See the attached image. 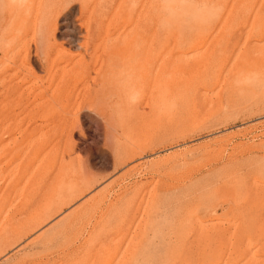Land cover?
<instances>
[{
    "label": "rangeland",
    "instance_id": "1",
    "mask_svg": "<svg viewBox=\"0 0 264 264\" xmlns=\"http://www.w3.org/2000/svg\"><path fill=\"white\" fill-rule=\"evenodd\" d=\"M3 198L0 264H264V0H0Z\"/></svg>",
    "mask_w": 264,
    "mask_h": 264
},
{
    "label": "bare ground",
    "instance_id": "2",
    "mask_svg": "<svg viewBox=\"0 0 264 264\" xmlns=\"http://www.w3.org/2000/svg\"><path fill=\"white\" fill-rule=\"evenodd\" d=\"M91 14H92V13H91ZM106 43H107V42H106ZM142 55H143V54H142ZM143 57H144V56H143ZM143 57H142V58H143ZM122 58H123V57H122ZM122 58H121V59H122ZM144 58H145V57H144ZM123 60H124V59H122V62H123ZM140 60H141V59H140ZM144 60H147V59H144ZM147 61H148V60H147ZM116 62H117V58L113 60V63L116 64ZM126 62H127V61H126ZM138 62H139V61H138ZM139 63H140L141 65H143V66H141V65L139 64V65H140V69H142V68L146 65V64H145V65L142 64L143 61H142V62L140 61ZM144 63H146V62H144ZM153 63H154V62L152 61V64H153ZM135 64L137 65L138 63L136 62ZM136 65H135V68H136L137 66H139V65H137V66H136ZM149 65H150V64H149ZM154 65H155V64H154ZM154 65H150V67H151V66H154ZM156 65H157V64H156ZM160 65H161V64H160ZM160 65H159V66H160ZM146 66H147V65H146ZM159 66H158V68H160ZM133 67H134V66H133ZM150 67H149V69H153V67H152V68H150ZM129 68H130V67H129ZM138 68H139V67H138ZM144 68H145V70H148V68H147V69H146V67H144ZM134 70H135V69H134ZM134 70H133V72H134ZM143 70H144V69H143ZM137 71L140 73L142 70L139 71V69H138V70H136L135 72H137ZM110 73H111V74H109V77L111 78V82H112V79H113L114 76H112V75H113V72H110ZM133 74H135V73H133ZM144 74H145V73H144ZM139 75H140V74H139ZM139 75L137 76V78H139L138 81H137L136 79H135V80H136L138 83H141V88H140V87H139V88L142 89V88L144 87V85H145L146 83H148V82L146 81L147 78H144L145 75H144V76H142V75L139 76ZM135 76H136V75H135ZM145 81H146V83H145ZM101 84L103 85V82H102ZM139 85H140V84H139ZM99 86H100V85H99ZM133 86H134V85H132V87H133ZM135 89H137V88L135 87ZM109 91H110V85H109L108 87H105V88L102 90V93H101V94H102L103 96H108V95H109ZM139 91H140V90H139ZM97 95H98V94H97ZM97 95H96V96H97ZM62 160H63V159H62ZM8 196H10V194H9ZM3 197H4V196H3ZM5 198H6V197H5ZM5 202H6V200H5L4 198H3L2 200H0V207H1ZM175 264H177V263H175ZM180 264H189V263H188V262H180ZM191 264H192V263H191Z\"/></svg>",
    "mask_w": 264,
    "mask_h": 264
}]
</instances>
